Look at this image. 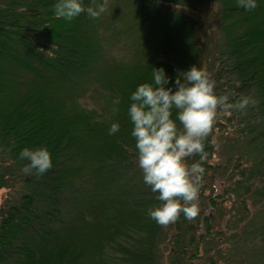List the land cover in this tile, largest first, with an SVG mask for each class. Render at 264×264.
Returning <instances> with one entry per match:
<instances>
[{"label":"trees","instance_id":"obj_1","mask_svg":"<svg viewBox=\"0 0 264 264\" xmlns=\"http://www.w3.org/2000/svg\"><path fill=\"white\" fill-rule=\"evenodd\" d=\"M56 2L0 0V264H264V0H106L71 21ZM193 65L217 95L258 103L218 114L198 215L161 226L130 96L152 68L172 87ZM25 148L52 168L25 174Z\"/></svg>","mask_w":264,"mask_h":264},{"label":"clouds","instance_id":"obj_2","mask_svg":"<svg viewBox=\"0 0 264 264\" xmlns=\"http://www.w3.org/2000/svg\"><path fill=\"white\" fill-rule=\"evenodd\" d=\"M237 4L246 10L257 7L256 0H237ZM105 10L106 0L95 7H85L83 0H57L54 5L56 17L68 21L83 13L98 19ZM152 77L151 83L138 85L131 94L128 115L143 181L159 201L158 206L148 210V215L159 225L167 226L175 223L181 213L189 220L199 213L200 185L205 173L202 165L208 158L205 141L213 132L218 114L243 112L258 102L241 96L231 103L229 94L217 95L215 81L195 65L180 73L172 87H168L171 78L163 68H152ZM119 102V98L113 101ZM119 127L113 123L109 134L118 132ZM195 156L199 160L189 164L188 159ZM20 158L28 161L22 168L28 175H43L52 168L47 148H25Z\"/></svg>","mask_w":264,"mask_h":264},{"label":"rangeland","instance_id":"obj_3","mask_svg":"<svg viewBox=\"0 0 264 264\" xmlns=\"http://www.w3.org/2000/svg\"><path fill=\"white\" fill-rule=\"evenodd\" d=\"M114 53H115V52H113V54H112V55H114ZM217 188H218V191H219V193H222V192H223V190H224L223 186H222V185H220V184H218V185H217ZM209 212H210V211H209ZM210 213H212V212H210Z\"/></svg>","mask_w":264,"mask_h":264}]
</instances>
